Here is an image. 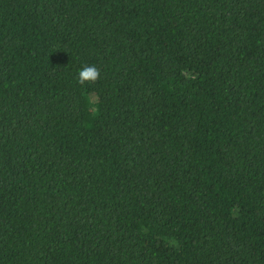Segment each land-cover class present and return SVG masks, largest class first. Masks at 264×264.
Instances as JSON below:
<instances>
[{
  "label": "trees",
  "instance_id": "obj_1",
  "mask_svg": "<svg viewBox=\"0 0 264 264\" xmlns=\"http://www.w3.org/2000/svg\"><path fill=\"white\" fill-rule=\"evenodd\" d=\"M0 264H264V0H0Z\"/></svg>",
  "mask_w": 264,
  "mask_h": 264
},
{
  "label": "clouds",
  "instance_id": "obj_2",
  "mask_svg": "<svg viewBox=\"0 0 264 264\" xmlns=\"http://www.w3.org/2000/svg\"><path fill=\"white\" fill-rule=\"evenodd\" d=\"M100 76V70L95 65H84L77 74V83L85 85L95 83Z\"/></svg>",
  "mask_w": 264,
  "mask_h": 264
},
{
  "label": "rangeland",
  "instance_id": "obj_3",
  "mask_svg": "<svg viewBox=\"0 0 264 264\" xmlns=\"http://www.w3.org/2000/svg\"><path fill=\"white\" fill-rule=\"evenodd\" d=\"M93 100H95V97L91 96Z\"/></svg>",
  "mask_w": 264,
  "mask_h": 264
}]
</instances>
